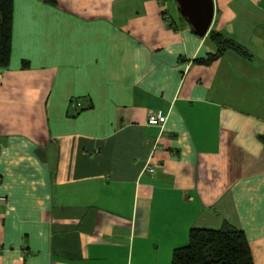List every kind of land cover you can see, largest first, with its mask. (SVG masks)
Segmentation results:
<instances>
[{
    "label": "crops",
    "instance_id": "0c3cea01",
    "mask_svg": "<svg viewBox=\"0 0 264 264\" xmlns=\"http://www.w3.org/2000/svg\"><path fill=\"white\" fill-rule=\"evenodd\" d=\"M168 3L13 0L0 264H171L191 229L227 225L264 264V0H213L209 31L247 55L209 65Z\"/></svg>",
    "mask_w": 264,
    "mask_h": 264
},
{
    "label": "trees",
    "instance_id": "16d2710c",
    "mask_svg": "<svg viewBox=\"0 0 264 264\" xmlns=\"http://www.w3.org/2000/svg\"><path fill=\"white\" fill-rule=\"evenodd\" d=\"M48 1L54 3V0ZM13 8V0H0V70L6 69L10 62ZM181 18L187 22L182 15ZM207 36L217 51L205 59L194 60L195 63L209 65L229 50L247 55L242 47L215 30H210ZM74 104V107L80 106V103L78 106ZM259 139L264 141L262 137ZM171 264H253V260L244 233L227 225L218 230L191 229L188 244L173 251Z\"/></svg>",
    "mask_w": 264,
    "mask_h": 264
},
{
    "label": "water",
    "instance_id": "95a60500",
    "mask_svg": "<svg viewBox=\"0 0 264 264\" xmlns=\"http://www.w3.org/2000/svg\"><path fill=\"white\" fill-rule=\"evenodd\" d=\"M180 14L187 20L198 37H205L214 16L213 0H175ZM0 143L4 139H0Z\"/></svg>",
    "mask_w": 264,
    "mask_h": 264
},
{
    "label": "built area",
    "instance_id": "2783aa9c",
    "mask_svg": "<svg viewBox=\"0 0 264 264\" xmlns=\"http://www.w3.org/2000/svg\"><path fill=\"white\" fill-rule=\"evenodd\" d=\"M74 105L78 106L79 103H76ZM166 119L167 117L163 114L161 110L147 112V125L149 126L158 127L162 129L166 122ZM143 170L151 174L154 173V169L149 165V162L145 164Z\"/></svg>",
    "mask_w": 264,
    "mask_h": 264
},
{
    "label": "rangeland",
    "instance_id": "374dc122",
    "mask_svg": "<svg viewBox=\"0 0 264 264\" xmlns=\"http://www.w3.org/2000/svg\"><path fill=\"white\" fill-rule=\"evenodd\" d=\"M169 3L168 5L172 8V6H175L176 2L175 0H167ZM170 12V11H169Z\"/></svg>",
    "mask_w": 264,
    "mask_h": 264
}]
</instances>
